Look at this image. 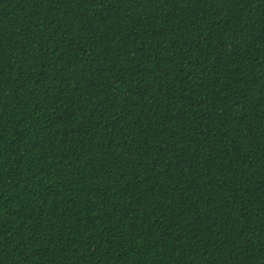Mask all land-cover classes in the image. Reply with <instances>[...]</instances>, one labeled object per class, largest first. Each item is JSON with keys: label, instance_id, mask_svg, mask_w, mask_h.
<instances>
[{"label": "trees", "instance_id": "trees-1", "mask_svg": "<svg viewBox=\"0 0 264 264\" xmlns=\"http://www.w3.org/2000/svg\"><path fill=\"white\" fill-rule=\"evenodd\" d=\"M0 264H264V0H0Z\"/></svg>", "mask_w": 264, "mask_h": 264}]
</instances>
